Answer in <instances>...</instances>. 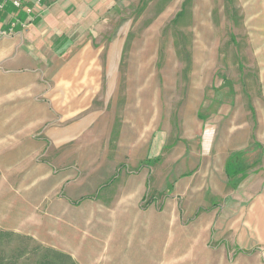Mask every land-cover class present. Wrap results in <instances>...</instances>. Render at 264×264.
Masks as SVG:
<instances>
[{"label": "rangeland", "instance_id": "374dc122", "mask_svg": "<svg viewBox=\"0 0 264 264\" xmlns=\"http://www.w3.org/2000/svg\"><path fill=\"white\" fill-rule=\"evenodd\" d=\"M43 2L0 40V264H264V0Z\"/></svg>", "mask_w": 264, "mask_h": 264}, {"label": "built area", "instance_id": "2783aa9c", "mask_svg": "<svg viewBox=\"0 0 264 264\" xmlns=\"http://www.w3.org/2000/svg\"><path fill=\"white\" fill-rule=\"evenodd\" d=\"M43 4V0H33L31 3H25V0H0V12H3L7 6L14 9L22 10L27 18L21 19L16 15L10 14L6 25L0 24V40L16 35V33L27 28L31 24V19L34 17L35 7Z\"/></svg>", "mask_w": 264, "mask_h": 264}, {"label": "trees", "instance_id": "16d2710c", "mask_svg": "<svg viewBox=\"0 0 264 264\" xmlns=\"http://www.w3.org/2000/svg\"><path fill=\"white\" fill-rule=\"evenodd\" d=\"M7 9H10L12 11H15L13 13L16 14V16H18L19 18L22 19V17L19 15L20 13H22V14L24 13L22 10H17V9L12 8L11 6H7L4 11H7ZM64 40H67V36H64L62 39L60 38V40H58L54 44L55 50H58L59 51V48L62 46ZM50 253H52L56 258L60 257V259L62 258L64 260L69 261L70 264H75V263H73L72 258L69 255H67V254H65L63 252H60V251H57V250H51ZM46 258H47V256L45 255L44 256V261H43L45 264H55L52 260H48Z\"/></svg>", "mask_w": 264, "mask_h": 264}, {"label": "crops", "instance_id": "0c3cea01", "mask_svg": "<svg viewBox=\"0 0 264 264\" xmlns=\"http://www.w3.org/2000/svg\"><path fill=\"white\" fill-rule=\"evenodd\" d=\"M33 0H27V4H29V3H31ZM44 1V0H43ZM44 3V2H43ZM1 13L2 12H0V17H1ZM25 15V14H24ZM34 15H35V13H34ZM2 20L0 19V24L2 25ZM184 217H186V218H188V215H183ZM135 229V228H134ZM191 231V230H190ZM178 233H181L182 234V228L181 227H178V226H176L175 227V235L177 234V238L175 239V243H179V241L181 240L180 239V237L178 236ZM184 241H185V245H187V246H190V247H192V243L196 240V237L194 236V234H192V232H184ZM188 238H190L191 240H189L188 241ZM179 240V241H178ZM183 243V242H182ZM150 249H148L147 250V254L148 255H150V251H156V250H154V249H152V250H150ZM111 255H115V253H114V250H113V252H112V254Z\"/></svg>", "mask_w": 264, "mask_h": 264}]
</instances>
